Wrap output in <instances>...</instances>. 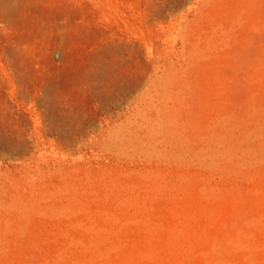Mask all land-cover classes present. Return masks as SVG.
Here are the masks:
<instances>
[{"label":"rangeland","instance_id":"374dc122","mask_svg":"<svg viewBox=\"0 0 264 264\" xmlns=\"http://www.w3.org/2000/svg\"><path fill=\"white\" fill-rule=\"evenodd\" d=\"M9 4L8 15L0 7V179L14 175L25 188L24 171H44L49 186L59 167L85 186L67 214L31 212L20 234L11 222L0 264L53 259L66 240L60 230L86 235L90 221L106 225L109 249L89 264H264V173L223 196L212 191L207 164L100 144L141 102L153 62L177 59L184 29L196 67L185 92L191 111L219 131L241 120L232 111L263 101L264 0ZM76 253L51 262L82 264Z\"/></svg>","mask_w":264,"mask_h":264},{"label":"bare ground","instance_id":"6f19581e","mask_svg":"<svg viewBox=\"0 0 264 264\" xmlns=\"http://www.w3.org/2000/svg\"><path fill=\"white\" fill-rule=\"evenodd\" d=\"M0 7L3 14L12 13L9 0H0ZM180 40L182 47L175 52L177 59H170L167 66L158 60L153 62L154 71L141 102L126 118L124 124L120 123L116 128L106 131L100 144L113 148L118 153L132 151L148 160L157 158L178 165L193 162L207 164L211 171L208 173H211L212 177V191L219 190V194L224 196L232 192L238 183L243 184L264 173V100L259 103L250 102L238 112L232 111L234 115H239L241 120L230 121L228 127L219 131L216 121L209 124L202 120L199 112L195 113L188 108L187 102L192 95L185 93L190 88V74H193V69L196 68L190 57L193 42H188L190 40L186 29L180 34ZM168 100H172L173 107H161ZM229 116L224 112V119L230 118ZM224 164H227L225 168L227 170L221 167ZM55 172L58 174L57 182H50L49 186L42 178L44 171H24L20 178H23L25 188L19 187L20 181L18 182L13 174L10 178L0 179L1 248L2 240L6 237L4 233L8 232L11 222H15L12 226L13 231L20 234L26 229L31 212L38 214L46 212L56 218L76 208L77 193L85 183L77 181L71 169L61 170L58 167L53 171ZM225 183L228 186H222ZM146 221L147 226L154 224L151 220ZM105 226L100 227L90 221L86 228L91 232L86 235L81 234V231L68 233L70 231L68 226L63 225L64 228L61 226L63 231L60 232L66 236L65 243L57 248V253L52 254L54 256L51 255L53 259L48 255H41L35 264H52L51 261L57 262L72 251L82 255V264H89L102 258L109 249L107 245L105 246L107 238V234L104 233Z\"/></svg>","mask_w":264,"mask_h":264}]
</instances>
